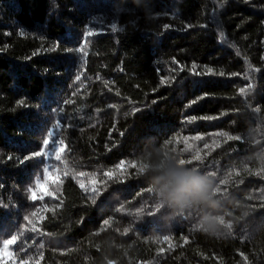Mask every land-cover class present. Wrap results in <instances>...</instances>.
I'll use <instances>...</instances> for the list:
<instances>
[{"label":"trees","instance_id":"obj_1","mask_svg":"<svg viewBox=\"0 0 264 264\" xmlns=\"http://www.w3.org/2000/svg\"><path fill=\"white\" fill-rule=\"evenodd\" d=\"M261 150L264 0H0V264H264ZM157 151L215 175L218 235L155 208Z\"/></svg>","mask_w":264,"mask_h":264},{"label":"clouds","instance_id":"obj_2","mask_svg":"<svg viewBox=\"0 0 264 264\" xmlns=\"http://www.w3.org/2000/svg\"><path fill=\"white\" fill-rule=\"evenodd\" d=\"M148 155L149 163L143 174L155 198V208L167 209L165 215L169 219L195 215L194 226L198 231L218 235L227 222L221 210L223 201L215 175L181 164L176 156L158 151ZM257 159L264 162V150L257 154Z\"/></svg>","mask_w":264,"mask_h":264},{"label":"snow or ice","instance_id":"obj_3","mask_svg":"<svg viewBox=\"0 0 264 264\" xmlns=\"http://www.w3.org/2000/svg\"><path fill=\"white\" fill-rule=\"evenodd\" d=\"M165 27H167V26H165ZM113 31H115V26H113ZM87 35L88 36H91V35H93V33L92 32H89V33H87ZM209 71L211 72V70H209ZM77 79H79V77H77ZM243 91H244V89H241V92H243ZM49 135L51 136L52 133H49ZM228 139L229 140L239 139V137L229 136ZM61 143H62V141H61ZM44 145H49V140H44ZM55 148H56V141L53 140L52 141V146H51V149H49V152H51V150L52 149H55ZM61 151H63V149H61V150H59V151L56 152V155H55V159L56 160H60V158H61L60 152ZM42 155H45V153L44 152H36V153L30 154L29 156L24 157V159L21 160L20 163H24L26 160H30L33 157H38V156H42ZM9 159H11V157H9ZM194 159L199 160L200 157L199 156H196V157H194ZM123 163L124 162H122V165H123ZM180 163L181 164H190L191 161L190 160L189 161H186L184 159H180ZM132 166L135 167V164H133ZM144 169H145V166H141L140 167V172H143ZM44 172H45V182H46V178H47V174H48V169L45 168L44 169ZM65 175H68V172L67 171L65 172ZM79 175L80 176H83L85 174L83 172H81V173H79ZM105 175H108V173H105ZM225 183H226V181H225ZM39 187H41V181L37 180L36 181V188L38 189ZM80 187L81 188H84L85 191L88 190V189L85 188V185L84 184H81ZM29 191L31 192V195H30L29 198L32 199V200H35L36 199V192L34 190H32V189H29ZM92 191L95 192L96 190L95 189H92ZM97 195H98V193H97ZM44 196H54V193L51 192V191L50 192H45L40 198L43 199ZM33 215H35V213H33ZM25 220H28V217H25ZM104 223L107 224L108 221L105 220ZM31 231L37 232V231H39V229H37L35 226H33L32 229H31ZM164 239L165 240H169V237L168 236H165ZM17 240H18V237L16 235H12L11 238H8V239H3V250H4V253L5 254H7V255H14V253H12V252L9 251V248H10V246L16 244L17 243ZM160 251L163 252L164 250L161 249ZM30 260H31V257L29 258V261ZM29 261H23L22 260V261H20V264H29Z\"/></svg>","mask_w":264,"mask_h":264},{"label":"rangeland","instance_id":"obj_4","mask_svg":"<svg viewBox=\"0 0 264 264\" xmlns=\"http://www.w3.org/2000/svg\"><path fill=\"white\" fill-rule=\"evenodd\" d=\"M3 253H4V250H3ZM5 256H7V254L4 253Z\"/></svg>","mask_w":264,"mask_h":264}]
</instances>
